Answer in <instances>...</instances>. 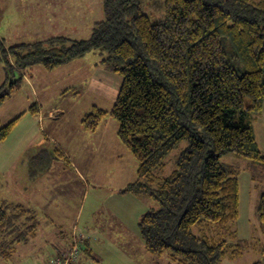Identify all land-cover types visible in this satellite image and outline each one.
Instances as JSON below:
<instances>
[{"label": "trees", "instance_id": "trees-1", "mask_svg": "<svg viewBox=\"0 0 264 264\" xmlns=\"http://www.w3.org/2000/svg\"><path fill=\"white\" fill-rule=\"evenodd\" d=\"M103 10L87 39L55 35L7 47L0 38V106L32 66L52 70L99 51L122 83L112 108L93 106L81 124L93 131L105 116L117 119L118 136L138 161L136 180L120 192L158 203L138 223L146 250L168 253L171 264H222L242 256L253 243L238 234L240 169L221 157L233 152L264 172L254 129L264 102V0H165L159 21L143 11L141 0H103ZM22 115L0 120V140ZM183 140L187 147L165 175L166 157ZM54 153L68 159L59 146ZM257 212L264 236V194ZM41 215L0 199L3 257L36 237ZM88 237L74 227L66 249L53 250L47 264L65 262L74 249L77 258L69 264L86 263Z\"/></svg>", "mask_w": 264, "mask_h": 264}, {"label": "rangeland", "instance_id": "rangeland-1", "mask_svg": "<svg viewBox=\"0 0 264 264\" xmlns=\"http://www.w3.org/2000/svg\"><path fill=\"white\" fill-rule=\"evenodd\" d=\"M141 1L143 11L150 15L152 21H159L164 16L165 0ZM66 7L72 13L71 23L66 24L65 28L67 30L64 31L62 29V31L58 32H62L59 34H64L71 38H89L94 23L104 18L103 0H82V3L76 2L74 4L72 2V6L66 5ZM67 8L66 10H68ZM88 55L89 59L92 60L102 58L99 51L89 52ZM38 67L43 66L40 64L32 66L26 72L27 75L30 76V72L33 71L34 77H38ZM25 75H23L24 78ZM112 75L111 77H103L102 82L105 84V89L103 90H97V86L85 87L83 96L85 104L96 102L99 106L106 107L104 109L110 110L112 108V105L105 103L99 96V93L104 96L113 91L114 93L119 92L122 77L115 73ZM0 77L3 78V62L0 63ZM87 84L88 82L86 86ZM87 88L93 89L95 94L91 90L88 91ZM79 101L84 104L82 98H79ZM49 108L51 107H44L41 113L46 115ZM69 116L63 118L47 117L44 121L41 118L40 122L38 119L26 116L17 122L19 126L16 124L14 127L10 144L16 147H28L23 153V158L19 160V175H24L27 178V173L30 175L35 173L36 176L30 182L36 185L32 186L53 197L54 201L51 204L55 205L59 210L62 209L64 211L65 209L67 214L64 217H54L56 213L50 211L47 219L41 217L40 221L42 224L36 237L30 238L28 242L19 244L16 252L9 259L3 257V253L0 252V264H47L48 254H51L53 250L66 249L74 227L78 231L84 230L91 237L90 253H92L84 252L82 254L87 264H171L168 253L153 254L146 250L138 228L142 214L152 207H157L158 203L147 195H138L137 197L131 193L124 194L120 192V189L126 186L128 180L126 176L127 169L134 177H136L138 170V161L126 146L125 149H128L126 151L130 153V157L123 151H118L122 154L120 158L116 157L117 154L111 155V153H108L109 160L107 162L103 161L104 155L100 153L93 152L89 154L94 155L96 160L98 158V162L92 161L90 163L86 160L88 152L78 154L85 157V163L88 166L82 173L85 176L86 186L76 178L77 176L74 175L68 159L56 156L54 148L62 142L64 143L65 136L68 137L67 142L71 145L80 139L87 141L88 139L95 140L99 137L93 133L85 132V134L82 132L77 136L74 135L72 141L71 133L65 131L66 125H68V128L71 126ZM100 125L101 130L103 129L109 136L118 139L117 130L119 124L116 118L107 115L103 118ZM26 131L31 132L32 135L28 141L22 142V138L19 135ZM14 136L15 142H12ZM187 145L188 142L186 140L181 141L166 157L165 175H168L175 168L178 155ZM112 147L115 146L112 144ZM35 160L40 161L39 167L37 164L34 167L31 166V163ZM221 162L224 165L239 168L240 172L243 168L249 166L250 170L248 169V171L256 176L251 196L252 203L254 202V205H257L260 197L264 194V172H262L261 168H255L251 160L240 157L233 152L224 154L221 157ZM72 164L78 171L82 169V166L77 165L76 161L72 160ZM32 169L35 170L33 173L30 172ZM72 181H77L79 184L77 183L74 186ZM25 187L26 185L23 187V194H26L27 188L25 189ZM84 190L87 192L83 198ZM71 197L74 199L82 197L79 202L81 209L78 211V218H76V210L74 211L73 207H67L65 204L66 199ZM254 205L252 204V209L250 210L252 247L244 251L243 255L238 258H225L222 264H252L257 261H261V264H264V236L260 230V215ZM53 219L55 220L54 222L49 221ZM194 232L196 234L200 233L196 226L194 227ZM1 242L2 238L0 237V244Z\"/></svg>", "mask_w": 264, "mask_h": 264}, {"label": "crops", "instance_id": "crops-1", "mask_svg": "<svg viewBox=\"0 0 264 264\" xmlns=\"http://www.w3.org/2000/svg\"><path fill=\"white\" fill-rule=\"evenodd\" d=\"M72 2L74 4L76 2L82 3V0H0V38L8 47L20 43L35 42L55 35H64L59 34L62 32L58 31H62V29H64V31L67 30L65 28L66 24L71 23L72 13L66 5L72 6ZM66 8L68 10H66ZM66 34L69 35L68 33ZM88 54L89 53L61 64L52 70L38 67V77H34L33 71L30 72V76L26 73L21 85L15 89L0 106V120L3 124L21 114H23L20 118L21 120L26 116H31V118L38 119L39 122L41 118L42 121H44L47 117L63 118L70 115L71 126L68 128V125H66L65 131L71 133L72 141L74 135L77 136L82 132L93 133L94 135L96 134L95 136H99L95 140L88 139L87 141H84L83 139H80L77 140V142L72 143V145L68 144V137L65 136L63 140L64 143L62 142L59 144V147L65 152L69 159L68 162L71 168H73L74 175L77 176L76 178L79 179L84 186H86V180L82 173L88 166L87 163H85V157L79 156L78 154L88 152V157L86 159L88 163L92 161L98 162V158L96 160L94 155H89L93 152L104 155L103 161L105 162L109 160V157L107 156L108 153H111V155L117 154L116 157L120 158L122 155L120 152L123 151L130 157V153L126 151L128 149H125L126 145L118 136V130V139H115V137L109 136L103 129L101 130V123L97 129L93 131L85 130L81 124L83 116L89 112L93 106H99L96 102L85 104V98L83 97L85 94V87L90 88L97 86V90H103L105 89V84L102 82L103 77H111L114 73L101 62V58H96L95 60H97V62H95V60L89 59ZM87 82L88 84L86 86ZM88 88V91L91 90L95 94L93 89ZM117 95L118 92L114 93V91L112 93H107L104 96L99 93L102 100L112 106ZM79 98H82L84 104H81ZM33 104L38 106V113H31L29 111L30 106ZM47 106L51 108L47 110L46 115L42 114L41 111ZM99 107L106 108L103 106ZM104 123H106V121H104ZM254 129L257 144L259 148L264 151V102L261 115L254 124ZM13 133L14 130L11 134ZM11 134L6 139L0 140V199H6L10 202L21 203L31 207L41 213V216L44 218H48V213L50 211L56 213V216L54 217H64L65 214H67L65 213V209L64 211L62 209L59 210L55 205L51 204L54 201L53 197L46 195L44 192H41L40 189L32 186L36 185L30 182L34 177H31L29 173H27V178H25L24 175H19V160L23 158V153L28 147L12 146L10 144ZM67 134L69 135V133ZM31 135V132L26 131L21 133L19 137L22 138L23 142L28 141ZM12 142H15V136L13 137ZM112 144L115 147H112ZM39 160H35L31 163V166L34 167V165L37 164L39 167ZM72 160L76 161L77 165L82 166L80 171L73 166ZM248 169L249 166L243 168L239 174L240 204L239 220L237 224L239 237L246 239L250 238L252 235L250 210L252 209V204L254 205L251 196L253 193L254 180L252 173L248 171ZM126 176L128 179L126 183L127 186L129 183L136 180L137 174L136 177H134L127 169ZM72 182L74 183V186L78 183L77 181ZM25 185V189L27 188L26 194H23V187ZM86 192L87 191L84 190L83 198L85 197ZM133 195L138 197L136 194ZM82 197L80 199H74L72 197L66 199V206L73 207L74 211L76 210V218H78V211L81 209L79 202ZM36 203L38 204L36 205ZM254 206L257 207L258 204ZM87 239L90 244L91 238L88 237Z\"/></svg>", "mask_w": 264, "mask_h": 264}, {"label": "built area", "instance_id": "built-area-1", "mask_svg": "<svg viewBox=\"0 0 264 264\" xmlns=\"http://www.w3.org/2000/svg\"><path fill=\"white\" fill-rule=\"evenodd\" d=\"M77 249H74V251L72 253H70V255L68 256L67 260L65 262H58L57 260L53 259L52 264H69L72 260H75L77 258Z\"/></svg>", "mask_w": 264, "mask_h": 264}]
</instances>
